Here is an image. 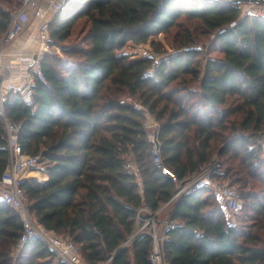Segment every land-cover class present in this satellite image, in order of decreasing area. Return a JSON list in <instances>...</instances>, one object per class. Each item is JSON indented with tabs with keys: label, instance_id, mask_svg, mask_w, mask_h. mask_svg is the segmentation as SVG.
<instances>
[{
	"label": "trees",
	"instance_id": "trees-1",
	"mask_svg": "<svg viewBox=\"0 0 264 264\" xmlns=\"http://www.w3.org/2000/svg\"><path fill=\"white\" fill-rule=\"evenodd\" d=\"M14 1L0 0V37L11 20L4 5ZM83 17L87 32L69 41ZM181 19L197 25L192 30ZM173 27L170 52L154 36ZM49 28L64 56L45 55L34 104L19 90L5 104L6 116L20 125L23 151L41 158L38 176L23 183L32 216L71 239L88 264H152L149 233L113 256L143 224L140 209L155 212L177 190L154 163L143 107L159 123L165 168L188 179L218 153L226 168L211 177L233 178L229 184L239 185L245 202L235 225L210 185L180 196L163 242L168 263L264 264L263 146L250 142L264 130V16L226 0H64ZM197 28L209 42L194 35ZM129 42L150 43L165 55L133 56L124 50ZM9 159L0 114V179ZM23 232L21 215L0 201V264H66L40 239L25 247L26 259H13Z\"/></svg>",
	"mask_w": 264,
	"mask_h": 264
},
{
	"label": "built area",
	"instance_id": "built-area-1",
	"mask_svg": "<svg viewBox=\"0 0 264 264\" xmlns=\"http://www.w3.org/2000/svg\"><path fill=\"white\" fill-rule=\"evenodd\" d=\"M40 1L41 0H22L19 7L11 13L10 23L0 39V114L4 117L6 127L9 131L8 147L10 152L9 163L0 179V201L13 207L22 217L24 232L18 242V249H24L33 240L40 239L46 242L49 248L66 264H80L79 247L73 241H69L58 235L55 231L47 229L31 215L23 183L27 178L25 175L35 171L39 167L41 158L39 155H32L23 151L19 140L20 125L12 122L6 116L5 104L10 92L3 85L2 80L4 81V79L1 75V69H10V67L6 66L3 62V51L6 45L15 41L24 30L30 26L31 12L39 5ZM248 4L249 5L246 7H243V11L246 15L264 16V1L260 2L254 0L249 1ZM60 7V2L53 1L49 11L55 14ZM49 21L50 19L42 21L36 29L33 62L27 72L22 87L19 89L23 102L29 105L34 104V86L36 82L45 79L42 62L45 55L52 47ZM140 108L144 110L146 116L145 126L148 130V141L151 145L154 163L159 167H163L164 172L170 174L172 180L177 185V190L174 195L155 212L147 207L140 209L138 220L142 221L143 224H141L140 227L138 226L139 228H136L137 230L135 229L130 239L124 244L128 245L131 239L138 234L149 233L154 240V247L151 254L152 264H169L166 260L163 242L166 238L167 230L175 226L169 218V215L180 196L193 190L199 184L205 183L210 185L215 194L224 201L227 210V218L230 222L235 220V218L243 212L245 202L239 196L234 186L230 185L227 181L215 180L211 177L212 174L219 169V162L212 161L202 166L198 173L184 180H180L176 174L165 168L163 165L161 140L159 137V123L148 109L143 107ZM127 167L134 170L136 175H139V170L134 163L129 162ZM142 211L147 212V217H143ZM164 213L163 220L155 221V217ZM161 224H164L163 227H160V229H163V235L161 234L158 236L154 232L157 231ZM197 235L202 236L203 233L198 232Z\"/></svg>",
	"mask_w": 264,
	"mask_h": 264
},
{
	"label": "rangeland",
	"instance_id": "rangeland-1",
	"mask_svg": "<svg viewBox=\"0 0 264 264\" xmlns=\"http://www.w3.org/2000/svg\"><path fill=\"white\" fill-rule=\"evenodd\" d=\"M12 4L13 5H6V4L4 5V8L6 10H9L10 13L14 12L19 7V4L17 3L16 0L14 2H12ZM34 20H35V16L33 18H31L29 25H31V23H33ZM183 21H184V23H185L186 26H191L192 27V30H194L195 25H197V24H194V23L186 22L185 19H181L180 20V22H183ZM83 27L86 28L85 17H83V18H81V19H79L77 21V25L73 28V34L69 38V41L70 40L75 41L77 38L84 36L85 33L87 32V29H86V31H83V29H82ZM201 32H202V29L201 28H197L195 30V32H194V35H199L200 36V40L209 42V40L212 37H210L207 33H205V31H204V33H201ZM3 34L1 35L0 39L2 38ZM176 35H178V28L177 27H173L171 29V32H169V33H165V32L158 33L157 35L154 36V39L160 40L162 42V44L164 45V47L167 50H169L170 52H173L175 50V46H176V42H177V39L175 38ZM51 43H52V47H51V49H50L49 52H53V53L56 52L59 56H64L63 53H62V51H61V46L59 44H57V43L56 44H54L53 42H51ZM124 50L127 51L128 53L130 52L131 54H133V56H136V55H145V54H150V53H152V54L153 53H156L157 57L160 58V57H162V56L165 55V54H159V53H157L158 51L157 52L156 51H153L154 48L152 47V45L150 43H147V44H143V45H139L138 46V45H134L132 42H129L124 47ZM211 54L214 55V56H220V53L218 51L212 52ZM3 57H4V55H3ZM8 74H9L8 72H5V69H1V75H2V78L3 79H6ZM2 82H3V80H2ZM6 130H7V135H9V131H8L7 127H6ZM250 142H251V145L252 146H258V145L263 146V155L262 156H264V130L261 131V132L256 133L255 135H252L250 137ZM213 161L214 162H219V164L221 166L219 168L221 170H225V168H226L225 166L226 165L223 163L224 160H223V158L221 156L218 155V153H216L214 155ZM130 162H132V161H130ZM240 173L241 172L236 171L234 175H237V174L240 175ZM25 176H27V178H29L28 176H38V175H37V173H35L33 171V172H30L29 174H26ZM233 180L234 179L232 178V181ZM226 181L228 183H231L232 182L229 179H226ZM232 185L236 188L238 194H240V191L241 190L239 188V185L238 184H232ZM254 187H256L258 189L260 187V185L257 184ZM254 187L252 185H249V186L246 187V190H253ZM164 215H165V213L162 214V215H159V216L155 217V221L156 220L157 221L163 220V218H164L163 216ZM240 216L236 217L235 220L232 221L235 225H240V221H239ZM245 224L248 226L250 223H245ZM161 225L159 226V228L157 229V231L154 232L158 236H160L162 234V230L163 229H160V227H163L164 224L162 226ZM138 226L140 227V224L137 223V227H136L137 229L139 228ZM64 238L68 239L69 241H72L68 237H64ZM29 255H30V251H29L28 248H24V249H21V250L18 249V248H15V250H14V252L12 254L13 259H18L19 257H21L23 259H26ZM56 259H58V257H56L55 260ZM41 262H42V264H53L52 261H47L45 259L41 260ZM107 262H105L104 264H107ZM80 264H88L85 261V259H84L83 255L81 254V252H80Z\"/></svg>",
	"mask_w": 264,
	"mask_h": 264
},
{
	"label": "crops",
	"instance_id": "crops-1",
	"mask_svg": "<svg viewBox=\"0 0 264 264\" xmlns=\"http://www.w3.org/2000/svg\"><path fill=\"white\" fill-rule=\"evenodd\" d=\"M53 1L62 3L64 0H41L31 12V18L35 16L34 22L15 41L9 43L3 51L4 64L10 67V69H5V72L9 74L4 79L3 85L9 92L19 90L25 81L33 62L36 29L42 21L53 17L54 13L49 11ZM242 3L243 7L249 5V2L244 1Z\"/></svg>",
	"mask_w": 264,
	"mask_h": 264
},
{
	"label": "water",
	"instance_id": "water-1",
	"mask_svg": "<svg viewBox=\"0 0 264 264\" xmlns=\"http://www.w3.org/2000/svg\"><path fill=\"white\" fill-rule=\"evenodd\" d=\"M226 1H228V2H234V3H240V2H249V1H254V0H226ZM257 1H260V2H263L264 0H257ZM198 187V186H197ZM196 187V188H197ZM196 188H194L193 190H195ZM193 190H191V191H193ZM191 191H189V192H191ZM127 245H122L117 251H116V253L113 255V256H115L116 254H118L119 252H121V251H123L124 250V248L126 247Z\"/></svg>",
	"mask_w": 264,
	"mask_h": 264
}]
</instances>
